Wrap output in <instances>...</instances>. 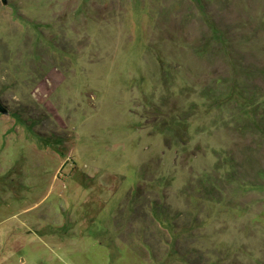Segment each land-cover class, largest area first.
<instances>
[{"label": "rangeland", "instance_id": "rangeland-1", "mask_svg": "<svg viewBox=\"0 0 264 264\" xmlns=\"http://www.w3.org/2000/svg\"><path fill=\"white\" fill-rule=\"evenodd\" d=\"M0 101V264H264V0H0Z\"/></svg>", "mask_w": 264, "mask_h": 264}, {"label": "trees", "instance_id": "trees-1", "mask_svg": "<svg viewBox=\"0 0 264 264\" xmlns=\"http://www.w3.org/2000/svg\"><path fill=\"white\" fill-rule=\"evenodd\" d=\"M259 126H257V129L249 128L247 126L242 129L243 136L248 140L240 147V163L242 171H255L256 174H254V178L259 177L260 179L255 184L253 183V185L258 187L264 186V179L262 178L263 174H260L264 161V156H262L264 151V138L261 137L259 133V130L264 132V128L260 129Z\"/></svg>", "mask_w": 264, "mask_h": 264}, {"label": "water", "instance_id": "water-1", "mask_svg": "<svg viewBox=\"0 0 264 264\" xmlns=\"http://www.w3.org/2000/svg\"><path fill=\"white\" fill-rule=\"evenodd\" d=\"M1 1H2L3 3L6 2V0H1ZM0 111L5 112V113H6V111H7L6 106H5L4 104H2L1 101H0Z\"/></svg>", "mask_w": 264, "mask_h": 264}]
</instances>
